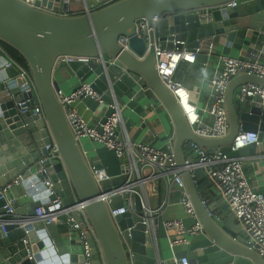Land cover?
Masks as SVG:
<instances>
[{
  "label": "water",
  "instance_id": "water-1",
  "mask_svg": "<svg viewBox=\"0 0 264 264\" xmlns=\"http://www.w3.org/2000/svg\"><path fill=\"white\" fill-rule=\"evenodd\" d=\"M61 0H0V43L15 50L23 59L32 79L35 93L18 106L26 95L25 87L16 81L18 68L0 55V188L21 175V192L28 201L14 207L7 222L0 221V264H84L78 249L65 239L69 214L60 213L54 221L35 220L33 210L54 196L45 197L42 179L47 175L64 207L82 204L93 229L90 264H163L158 240L154 244L141 223L140 200L133 195L135 211L111 217V207L126 206L127 194L105 196L117 187L115 177L96 183L80 141L65 117L62 104L55 95L59 89L52 79L54 67L64 69L80 82L88 81L99 100L83 97L82 103L91 111H102V124L111 114L109 106L114 96L124 108L140 114L148 102L149 91L166 111L172 125V154L180 169V180L193 208V219L200 232L188 236L185 255L196 264H264L257 248L261 247L246 226L235 220L234 213L216 220L212 210L224 201L223 187L202 168L189 170L184 162L197 161L191 143L212 153L215 150L228 157L255 152L256 144L231 150L239 129L256 131L258 142L264 136V108L258 109L240 98L239 86L246 82L264 86V78L239 72L225 84L223 107L227 130L220 137H205L194 133L188 125L175 96L159 79L155 68L154 38L161 47L179 48L174 41H184L186 49L198 47L188 75L198 81L204 78L223 45L241 49L255 33L264 34V0H113L79 14H61ZM206 10L211 22L201 23L194 10ZM165 14L152 22L153 15ZM146 25L136 30V22ZM249 30V33L247 32ZM119 36L127 38V48L117 43ZM214 45V47H212ZM253 48V47H252ZM214 50V51H211ZM258 51L251 49L250 54ZM63 56H101L117 61L104 67L101 63L62 61ZM8 64V65H7ZM37 102L42 117L29 108ZM97 130L100 127L96 126ZM54 142L59 160L46 158L47 144ZM42 167L45 173L38 172ZM11 193V191H10ZM0 198V215L4 214ZM229 206L221 205L224 210ZM77 220L81 217L72 211ZM30 256V258H29Z\"/></svg>",
  "mask_w": 264,
  "mask_h": 264
},
{
  "label": "built area",
  "instance_id": "built-area-1",
  "mask_svg": "<svg viewBox=\"0 0 264 264\" xmlns=\"http://www.w3.org/2000/svg\"><path fill=\"white\" fill-rule=\"evenodd\" d=\"M110 1L113 0H107L102 4H90L89 6L84 3L83 12L95 9ZM24 2L32 4L33 0H24ZM236 2L237 0H233L230 2V5H236ZM193 13L197 15V19L201 23L211 22L212 20L210 13L206 10L196 9ZM163 16L165 14L153 15L151 20L155 22ZM144 25H146V21L143 18L136 22L138 34L140 28ZM117 43L123 48L128 49L126 37L119 36ZM151 43L154 45L155 68L159 79L171 90L180 105L188 125L198 135L214 138L225 134L227 120L223 107V92L226 82L231 77L239 72H246L264 78V62L254 58L255 54H251V58L222 56L220 68L209 79L211 87L209 103L205 108L197 109L196 105L191 101L190 90L175 78V73L181 62L188 65L194 61L195 54L199 51V48L196 47L193 51H190L186 49L185 42L182 40L173 42L180 45L179 48L161 47L159 44H156L154 38H147V45ZM60 59L65 62H96L103 64L104 67L112 65L117 61L113 57L103 59L101 56H63ZM14 65L18 68L16 81L20 86L25 87L23 94L26 97L22 102L17 103L18 106L22 107V104L29 101L28 94L32 93L34 95L35 90L28 70L15 62ZM55 95L63 106L67 122L76 138L80 141L81 137H87L89 140L103 146L117 160L118 173L116 177H120L121 182L107 193L105 199L109 203L108 199L112 195L127 194L128 196L126 198V206L111 207L109 205L111 217L114 218L117 215L124 214L126 211L134 212L133 195L136 194L140 200L141 223L144 224L145 232L152 238L154 244L156 243L159 227L161 226L171 249L177 245H187L188 236L201 231L200 224L194 221L190 226L185 227L178 218L161 219L165 208L169 205L168 194L173 185L180 191L178 203L184 212L187 215L194 216L188 195L180 180L181 168L175 165L171 141H168L164 148H156L148 143L132 141L125 129L120 105L114 96L111 97L112 102L109 105L112 109L111 114L102 124L97 121L96 125H90L74 107V104L83 97H90L100 101L99 95L88 81L80 82L69 92H63L59 88L55 90ZM239 95L241 99L248 98L250 105L258 109L264 108V86L251 82L243 83L239 86ZM30 110L32 114L42 117V108L39 102L31 106ZM205 115L208 117L207 119ZM97 125L100 127L99 131L96 128ZM253 143L258 145V133L256 131H242L239 129L233 138L230 149L233 151ZM190 145L197 154L198 159L192 163L185 160L184 167L189 170L198 167L205 169L208 176L214 178L222 185L223 194L235 218L241 221L250 234L259 240L261 247L257 248V251L264 258V191L254 190L244 175L243 162L248 157H228L218 149L210 153L205 148L196 144L191 143ZM45 148L48 150V156L43 157L39 161V164L46 158L59 160L54 142L47 144ZM88 164L99 186L102 181L115 178L109 175L106 168L102 165L96 162ZM38 172L45 173V169L40 167ZM21 179V175H18L0 188V198L4 200L2 207L5 209L4 214L0 215L1 222H7L9 216L13 214L14 199L10 196V191L13 187L20 186ZM41 181L45 187V197H54L33 210L35 220L48 223L54 221L60 213L69 214L67 218L68 231L65 234V239L71 242L73 238H76L81 254L84 257V264H90V241L92 240L94 243L96 241L82 204L76 203L71 207H64L50 178L45 175ZM147 186L150 193L156 198L153 205L149 201V194L146 190ZM160 186L164 189L165 194L158 200L157 194ZM21 196L26 195L22 193ZM72 211H76L81 219L77 220L71 215ZM211 215L216 220L220 219V216L217 214L212 213ZM172 258L174 264H196L190 262L185 254L178 257L173 256Z\"/></svg>",
  "mask_w": 264,
  "mask_h": 264
},
{
  "label": "crops",
  "instance_id": "crops-1",
  "mask_svg": "<svg viewBox=\"0 0 264 264\" xmlns=\"http://www.w3.org/2000/svg\"><path fill=\"white\" fill-rule=\"evenodd\" d=\"M106 1L107 0H61L59 13L64 15L79 14L83 12L84 3L89 6L90 4H102ZM247 32L249 33V30H247ZM252 37V40L242 45L241 49L224 46L222 44L224 37H221L219 50L215 52V58L211 63L210 68L205 71L204 78L200 81L188 75L187 70L189 64L187 65L184 62L180 63L175 73V78L190 90L191 101L194 105H196L197 109H203L209 103L211 88L209 79L210 76L220 68L222 56L251 58V49L255 47L258 53L255 54L254 58L264 62V34L255 33V36ZM212 47H214V45ZM0 55L6 57L11 64H14L10 55L1 47ZM52 79L57 81L59 88L63 92H69L80 83V80L77 77L68 75L64 69H58L56 67L53 69ZM147 98L148 102L142 105L143 110L138 115L132 113L131 110L124 108V106L119 103L126 132L129 138L134 142L140 141L151 144L156 148H164L168 141H171L172 143L171 139L173 129L170 119L162 105L149 91H147ZM74 107L90 125H96L102 114V111H89L81 100L77 101L74 104ZM26 108L30 109V107ZM205 118L207 119L208 117L205 115ZM80 144L88 163L96 162L97 164L105 167L109 175L116 177L118 173L117 160L111 156L108 150L100 144L89 140L87 137H81ZM241 156L248 157V159L243 162V172L249 185L256 191H264V136L262 141L256 145L255 152L253 154L248 153ZM146 190L149 194V201L151 205H153L156 198L150 193L148 186L146 187ZM164 194V189L160 186L157 199L159 200ZM21 195L22 192L19 186L11 189L10 196L14 199V207L23 206L28 201L27 196ZM168 196L169 205L165 208L161 219L178 218L182 221L185 227L190 226L194 222V219L192 216L187 215L178 203L180 191L175 185L171 187ZM223 197L224 201L211 211L212 213L219 215L220 220L233 214L229 206L224 210L220 208L221 205L227 204L224 194ZM158 234L160 235L158 238V247L161 262L163 264H174L172 257H178L185 254L187 245H177L171 249L161 226L159 227ZM69 244L72 246L69 251L76 248L79 252H81L76 238H73Z\"/></svg>",
  "mask_w": 264,
  "mask_h": 264
},
{
  "label": "trees",
  "instance_id": "trees-1",
  "mask_svg": "<svg viewBox=\"0 0 264 264\" xmlns=\"http://www.w3.org/2000/svg\"><path fill=\"white\" fill-rule=\"evenodd\" d=\"M0 47L2 49H4L10 55V57L12 58V60L15 63H17L18 65H20V66H22L24 68H26V65H25L23 59L20 57V55L15 50H13L11 47H9V46H7V45H5L3 43H0Z\"/></svg>",
  "mask_w": 264,
  "mask_h": 264
},
{
  "label": "bare ground",
  "instance_id": "bare-ground-1",
  "mask_svg": "<svg viewBox=\"0 0 264 264\" xmlns=\"http://www.w3.org/2000/svg\"><path fill=\"white\" fill-rule=\"evenodd\" d=\"M24 1V0H23ZM160 237V235L159 234H157V238H156V245H157V240H158V238ZM158 246V245H157ZM161 261V260H160Z\"/></svg>",
  "mask_w": 264,
  "mask_h": 264
}]
</instances>
